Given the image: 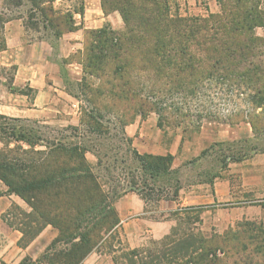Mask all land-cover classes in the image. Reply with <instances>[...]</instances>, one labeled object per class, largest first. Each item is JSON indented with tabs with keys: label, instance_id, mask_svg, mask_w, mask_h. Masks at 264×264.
<instances>
[{
	"label": "trees",
	"instance_id": "16d2710c",
	"mask_svg": "<svg viewBox=\"0 0 264 264\" xmlns=\"http://www.w3.org/2000/svg\"><path fill=\"white\" fill-rule=\"evenodd\" d=\"M55 1L1 0L0 51L5 48L4 24L14 19L23 18L27 28H41L56 38L76 30L73 14L82 15V0L79 8L65 12ZM100 3L105 13L120 14L123 28L85 34L82 74L75 83L81 102L78 124L51 134L37 120L0 115V183L6 188L0 195L14 194L29 208L21 211L22 220L8 222L21 232V243L48 225L57 230L44 255L46 264H81L119 223L113 202L126 193H137L147 204L157 186L156 200H177L179 180L169 182L173 155L139 154L124 135L136 115L159 114L160 128L168 101L180 111L188 98L235 92L245 105L240 123L250 125L253 139L260 135L264 141V0H216L217 12L205 9L197 15L180 13L170 0ZM19 7H24V16L15 15ZM258 28L262 35L256 34ZM201 106L197 126L232 120L230 114ZM258 109L262 116L255 113ZM110 140L129 145L133 171L142 172V180L132 174L124 184L126 179L116 173L117 154L112 157L106 150L113 145L105 144ZM250 151L264 154V146L253 145ZM248 152L227 153L225 158L238 162ZM88 153L97 159L94 166ZM198 213L195 206L160 212L159 217L150 213L154 219H174L176 225L154 241L159 252L142 255L132 249L127 263L264 264L263 228L246 223L207 236L196 225Z\"/></svg>",
	"mask_w": 264,
	"mask_h": 264
},
{
	"label": "rangeland",
	"instance_id": "374dc122",
	"mask_svg": "<svg viewBox=\"0 0 264 264\" xmlns=\"http://www.w3.org/2000/svg\"><path fill=\"white\" fill-rule=\"evenodd\" d=\"M81 0H56L55 7L63 12L68 7L77 9ZM172 7H178L180 13L186 15L204 14L217 12L216 0H170ZM1 4V0H0ZM24 16V7H19L15 15ZM41 34L30 33L29 37H40L43 30L39 28ZM257 35H262L260 28L255 30ZM81 58V53L69 57L65 62L75 61ZM63 73L62 81L64 87L62 92L56 94L55 108L51 118L40 119L42 126H47V132L53 134L55 131L69 125L76 126L79 120V105L81 102L75 97L78 90L73 82L66 80ZM228 93V92H227ZM208 97L188 98V106L182 108V114H178V106H168L163 110V122L159 128V114L150 112L145 116L136 115L131 124L146 121L149 128L157 127L161 131L162 140L167 147H176L175 157L177 165L174 167L177 177L180 179V191L177 200H170L172 214L182 207L195 206L199 211V221L196 223L202 232L209 236L211 234L222 235L225 232L233 231L241 224L253 223L264 229V154L257 151H250L253 145L264 146L262 136L252 138L250 125L240 123V117L245 110V105L238 95L207 93ZM208 101V104H206ZM201 105L210 109L213 113L218 110L225 115H232V120L225 123L206 122L197 126L195 119L199 116ZM216 108V109H215ZM262 116L260 109L255 112ZM243 118V117H242ZM193 121V125L189 123ZM44 130L45 127H44ZM125 137H128L124 132ZM132 139V138H131ZM108 144L107 151L112 157L117 154L119 164L116 173L120 178H125L124 184L131 179V175L140 177L145 175L133 171V162L129 145L126 142L105 141ZM132 147L143 154L139 143H134ZM249 151L248 154L238 162H229L225 156L227 153L236 154L238 152ZM88 162L94 166L97 162L93 154L86 155ZM147 177V175H146ZM121 179L120 182H123ZM140 180V181H141ZM212 181V184L211 182ZM149 181L147 180V184ZM221 186H220V185ZM143 184L141 183V186ZM153 200L147 203V210L152 216L159 217L160 205L158 187L153 189ZM1 191V190H0ZM2 192V191H1ZM172 190L170 191L171 194ZM152 196V195H151ZM169 201V200H168ZM23 206H13L10 209V219L16 222L22 220L21 211H29L26 204ZM164 207V206H163ZM160 209V210H159ZM153 212V213H152ZM194 214L192 217H195ZM192 226V220L189 222ZM142 251V255L159 252V245L154 244V240L146 238L142 245L134 248ZM127 250L122 251L119 257H126ZM154 255V254H153Z\"/></svg>",
	"mask_w": 264,
	"mask_h": 264
},
{
	"label": "crops",
	"instance_id": "0c3cea01",
	"mask_svg": "<svg viewBox=\"0 0 264 264\" xmlns=\"http://www.w3.org/2000/svg\"><path fill=\"white\" fill-rule=\"evenodd\" d=\"M83 13L73 14L77 29L62 34L59 38L44 32L40 37H29L33 31L24 24V19L8 21L3 27L5 48L0 51V115L9 118L37 120L51 118L55 108V91L62 92V75L74 84L82 74L81 60L66 63L78 55L83 47L85 34L91 30L110 28L121 30L123 21L116 11L105 13L100 0H82ZM72 11L70 7L66 11ZM150 123L128 124L125 134L140 144L142 153L164 156L173 155L171 170L173 179L179 180L174 167L177 165V146L167 147L161 131ZM237 162V161H234ZM173 178V179H172ZM212 184V181H210ZM220 185V184H219ZM221 186V185H220ZM0 183V190L5 191ZM180 191V188H179ZM178 191V195H179ZM24 202L14 194L0 195V264H46L44 255L58 232L50 225L26 243H21L22 234L9 224L10 209L22 207ZM25 204V203H24ZM160 212L170 213V201L159 200ZM119 223L82 260L81 264H128L119 254L142 245L146 238L159 241L176 225L174 219H154L146 212L147 204L135 192H129L113 202ZM164 206V207H163ZM160 210V209H159Z\"/></svg>",
	"mask_w": 264,
	"mask_h": 264
}]
</instances>
